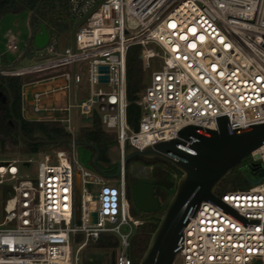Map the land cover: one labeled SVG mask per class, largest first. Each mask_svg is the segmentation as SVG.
Here are the masks:
<instances>
[{
  "label": "built area",
  "instance_id": "2783aa9c",
  "mask_svg": "<svg viewBox=\"0 0 264 264\" xmlns=\"http://www.w3.org/2000/svg\"><path fill=\"white\" fill-rule=\"evenodd\" d=\"M68 14L69 42L49 34L44 47L30 45L25 57L33 63L23 67L3 63L7 52L0 50V76L30 77L21 86L22 116L58 122L73 140L78 116L89 125L94 112L101 115L103 126L116 133L120 172L111 184V177L77 165L74 143L27 158L0 157V264H79L82 249L104 232L119 237L116 264H132L130 238L143 219L131 212L125 146L144 149L176 138L188 125L204 133L218 130L220 117L233 129L264 123V0H68ZM25 44L20 49L11 39L7 50H21L20 56ZM133 45L140 46L143 70L158 66L136 101L138 129L127 118V54ZM103 75L107 81L99 80ZM106 83L109 90L100 87ZM31 86L36 89L29 96ZM249 155L257 179L264 144ZM228 182L230 188L216 191L224 205L203 200L188 217L171 264L177 258L181 264H264V175L247 187L237 174ZM78 233L84 240L74 248Z\"/></svg>",
  "mask_w": 264,
  "mask_h": 264
},
{
  "label": "water",
  "instance_id": "95a60500",
  "mask_svg": "<svg viewBox=\"0 0 264 264\" xmlns=\"http://www.w3.org/2000/svg\"><path fill=\"white\" fill-rule=\"evenodd\" d=\"M38 2L37 6L39 5ZM35 10L29 16L30 34L24 50L17 60L9 65L16 67L25 57L29 47H44L49 40V32L45 25L40 26V31L35 32L32 26V17ZM107 66H100L99 70L107 71ZM1 77V76H0ZM99 80L107 81V76H100ZM12 106V101L10 103ZM18 124V131L21 136L22 120L13 116ZM218 130H207L206 133L199 131L195 125H188L179 130L178 136L171 140L160 141L154 145L146 146L144 149L125 146L123 162L126 164L135 156L163 159L181 171L177 180L175 192L170 198L165 211L163 212L158 225L151 235L148 246L138 264H171L177 251L180 248V241L183 235V228L188 217L193 215L203 200H212L224 205L216 194L219 190V182L243 161L252 151L264 144V123L254 124L247 128L233 129L226 117H220ZM37 140L25 138L29 142L45 141L52 146L68 144H85L95 149L93 166L97 172L105 177H115L120 172V150L119 148L109 149L107 156L112 163H115V172L110 174L106 169L100 167L98 159L100 151L96 145L88 141L62 138L57 141L48 139L42 132L34 135ZM24 137V136H23ZM257 166H252L254 173ZM264 175V170L258 173V178L249 177L251 184H257ZM228 182L226 189L230 188ZM154 188L141 181L135 183L132 189L133 204L140 210L151 212L160 208V203L155 197ZM81 188L80 180H76V220L80 224ZM96 208V202L91 203ZM97 212L91 213L93 220L97 219ZM111 264H116L115 252L111 253ZM257 264H261L260 261Z\"/></svg>",
  "mask_w": 264,
  "mask_h": 264
},
{
  "label": "trees",
  "instance_id": "16d2710c",
  "mask_svg": "<svg viewBox=\"0 0 264 264\" xmlns=\"http://www.w3.org/2000/svg\"><path fill=\"white\" fill-rule=\"evenodd\" d=\"M39 5L37 6L38 2ZM32 26L35 32L40 31L43 24L48 29L50 35L60 36L63 33H69L72 29V20L68 14V0H0V21L8 15L31 14ZM31 44V48H33ZM2 62L8 63L7 55L2 56ZM24 76H4L0 77V157L12 158L7 153L11 151H27L38 153L43 147L51 145L45 141L29 142L25 138L37 140L34 136L37 132H42L48 139L57 141L62 138H70L69 133L60 123L52 121L27 120L21 114V86L25 81ZM145 87L144 70L140 57V46L133 45L129 48L127 54V118L128 123L134 129H138L140 117V106L136 103L140 92ZM12 101V106L10 103ZM13 116L22 120V133L19 134L18 124L13 120ZM76 140L88 141L96 145L100 151L98 164L104 168L102 163L108 162V150L118 145V139L115 132L107 130L102 123L101 115L94 112L88 127L80 129L76 134ZM64 143L60 144L63 145ZM92 160L96 154L93 149ZM22 155V154H21ZM142 161L137 163L134 168L130 167V160L126 163V187L131 204V212L138 213V208L132 201V189L135 183L142 181V178L153 176L154 193L161 200V204L166 200V204L158 217L147 214L138 217L143 219V223L138 226V233L131 240L132 264H138L143 256L151 235L156 229L160 217L166 209L168 201L175 192L177 179L174 173L181 175V171L171 163L160 158L142 157ZM101 160V162H99ZM158 161L165 162V165H159ZM105 169V168H104ZM108 173L115 172L114 169L106 170ZM7 196L6 192L3 195ZM119 237L112 232H104L99 239L95 241L102 248H110L118 244ZM114 252V250H113ZM110 252L108 257L105 255L89 254L84 259V264H111Z\"/></svg>",
  "mask_w": 264,
  "mask_h": 264
},
{
  "label": "rangeland",
  "instance_id": "374dc122",
  "mask_svg": "<svg viewBox=\"0 0 264 264\" xmlns=\"http://www.w3.org/2000/svg\"><path fill=\"white\" fill-rule=\"evenodd\" d=\"M29 16H30V14H27V13H24L21 15L8 14V15L4 16L0 21V50L2 52H5V51L7 52V57L11 63L16 61V59L19 57V53L21 50H19L17 52H10L7 50V44L11 39H14L16 41V43L19 45L20 49L24 46V44L28 40V37L30 34ZM72 24H73V21H72ZM59 37L62 40V42H64L66 44L67 41L69 42L72 39V31H69V33L67 32V33L60 34ZM31 63H33L32 60H29L28 57H24L20 61V63L17 65V67L27 66V65H30ZM157 68H158V66L156 64H153L149 70H144V83L145 84H147L150 80L151 71L156 70ZM28 78H30V77H26L25 79L28 80ZM100 87H102L104 90H109V85L107 83L106 84H100ZM35 89L36 88L33 86L28 87L27 88L28 95L31 96L32 93L35 91ZM29 113L32 116H37V114L32 113V110L29 111ZM77 125L79 127L78 131H80V129H83V128L89 126V125H85L84 123H82L80 116H78ZM109 131L114 132L113 129L109 130ZM68 146H69V144L67 142H64L63 145H59V146L49 145L48 147L46 146V147L41 148L39 150V153L44 152V151L52 152L55 149H58V148L64 149V148H67ZM115 148H117V146H113L110 149H115ZM93 153L94 152L90 146L85 145V144H76V146H75V159L77 160V165L82 166L86 169H89L90 171H94L95 168L93 166V160H92ZM7 154L12 156V157L27 158L30 156H35L37 153H30L27 151H23V153H22L20 150V151H11ZM142 157L143 156H135V157L131 158L130 159V163H131L130 167L134 168V166L137 163L142 161V159H141ZM154 158H157V157H154ZM99 162H101V160ZM157 163L159 165H165L164 164L165 162H163V161L157 160ZM255 165H256V161L253 160V157L251 155H248L243 161H241L238 165H236L234 167V169L228 174L227 177H225L224 179H222L219 182V186L221 188L225 187L229 181V178L232 179V177L236 176V174L238 175V181L242 183L243 187H247L248 185H251L249 182V177L254 176V174L252 172V166H255ZM174 175H175V178L177 180L181 176V175L179 176L177 173H174ZM117 177L118 176L111 177L109 182L111 184H116L117 183ZM141 180H142L141 181L142 183L147 184L151 188H154L155 178L153 176H150L148 178H142ZM88 187L92 190H96L98 188V186H96V185H88ZM216 191L219 192V190H217V189H216ZM165 204H166V200L162 204H160V208L158 210L151 211V212H144L140 209H137L138 213L134 212V214L133 213L132 214L135 217H144V216H142L144 214H147L148 217L153 215L152 217L154 220V217H158L161 214ZM129 229H130L129 226H127V225H122V227H121V230L123 232H128ZM137 233H138V226H134L130 240H132V238ZM83 240H84L83 234H81V233L76 234L73 237V247L75 248L78 245V243H80ZM118 241L119 242L116 246L104 249V248L100 247V245H98L95 241L90 240L88 242V244L80 252L79 264H84V259L87 258L89 254H97L99 256L105 255L106 257H108L109 252L112 253L114 250V252L117 256L119 254V251L121 248L120 240L118 239ZM128 254L132 258L131 247L129 248ZM110 256H111V254H110ZM175 264H181V259L177 258L175 260Z\"/></svg>",
  "mask_w": 264,
  "mask_h": 264
},
{
  "label": "flooded vegetation",
  "instance_id": "af4514ba",
  "mask_svg": "<svg viewBox=\"0 0 264 264\" xmlns=\"http://www.w3.org/2000/svg\"><path fill=\"white\" fill-rule=\"evenodd\" d=\"M0 98H3V95L0 93ZM104 166V168L106 169V170H110V169H115V166H116V164L115 163H112L111 161H110V159H109V161L108 162H105V163H102Z\"/></svg>",
  "mask_w": 264,
  "mask_h": 264
},
{
  "label": "snow or ice",
  "instance_id": "6c2138e0",
  "mask_svg": "<svg viewBox=\"0 0 264 264\" xmlns=\"http://www.w3.org/2000/svg\"><path fill=\"white\" fill-rule=\"evenodd\" d=\"M170 27H175V25L173 24V25H170ZM192 34L195 36V34H196V30L195 29H192ZM199 39L201 40V41H203V39H204V37L203 36H201V37H199ZM190 47H195V45L193 44V45H190ZM225 47L227 48L228 47V45H225ZM257 231H259V229H257ZM250 252H252V251H255V250H249Z\"/></svg>",
  "mask_w": 264,
  "mask_h": 264
},
{
  "label": "crops",
  "instance_id": "0c3cea01",
  "mask_svg": "<svg viewBox=\"0 0 264 264\" xmlns=\"http://www.w3.org/2000/svg\"><path fill=\"white\" fill-rule=\"evenodd\" d=\"M59 97H60V99L56 98L55 101H53V102H57L58 103L61 99H63L61 96H59ZM28 110L31 111V108L29 107ZM155 197H157V196H155ZM157 200H158L159 203L161 202V200L159 198H157ZM144 212H146V211H144Z\"/></svg>",
  "mask_w": 264,
  "mask_h": 264
}]
</instances>
